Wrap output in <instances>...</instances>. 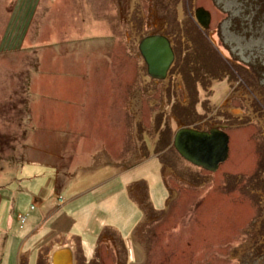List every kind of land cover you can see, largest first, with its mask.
Masks as SVG:
<instances>
[{
	"label": "rangeland",
	"instance_id": "1",
	"mask_svg": "<svg viewBox=\"0 0 264 264\" xmlns=\"http://www.w3.org/2000/svg\"><path fill=\"white\" fill-rule=\"evenodd\" d=\"M250 1L0 0V264L69 249L66 264H264V78L243 73L264 65V3ZM198 8L209 31L185 20ZM168 23L178 72L154 82L138 44ZM189 101L229 135L216 172L173 146L168 115Z\"/></svg>",
	"mask_w": 264,
	"mask_h": 264
},
{
	"label": "water",
	"instance_id": "2",
	"mask_svg": "<svg viewBox=\"0 0 264 264\" xmlns=\"http://www.w3.org/2000/svg\"><path fill=\"white\" fill-rule=\"evenodd\" d=\"M195 16L202 30L209 31L212 21L210 12L198 8ZM139 52L149 77L167 81L176 60L172 39L163 33H150L140 40ZM229 143V135L219 128L202 131L180 127L173 140L174 148L185 161L210 173L216 172L227 161Z\"/></svg>",
	"mask_w": 264,
	"mask_h": 264
},
{
	"label": "flooded vegetation",
	"instance_id": "3",
	"mask_svg": "<svg viewBox=\"0 0 264 264\" xmlns=\"http://www.w3.org/2000/svg\"><path fill=\"white\" fill-rule=\"evenodd\" d=\"M155 7H158V6H155ZM159 8V7H158ZM197 10V9H196ZM158 11V10H157ZM158 12H160V14H163V11H158ZM185 17V20L187 21V20H192L193 22H194V24L200 29V30H202V28L200 27V25H199V23L197 22V20H196V16H195V13H194V18H195V20H194V18H193V16L191 15V13L189 14V16H184ZM189 24H190V22H188ZM167 26H166V29L165 30H163V31H158L156 28H151L152 30H153V32H151V33H163V34H165V35H167V36H169L171 39H172V42H173V44H174V51H175V55H176V60H175V63H174V66L172 67V69H171V71H170V73H169V77H170V75L173 73V72H175V69L177 68L176 67V65H177V61L179 60V51L177 50L178 48H177V43L175 42V36H172V35H170V34H168L169 32V24H166ZM183 25V24H182ZM150 34V33H149ZM146 35H148V34H146ZM145 36V35H144ZM143 36V37H144ZM139 45V44H138ZM147 67V66H146ZM176 71L178 72V70L176 69ZM179 73H180V75H181V77L183 78H185V75L182 73V71H180L179 70ZM147 75H148V72H147ZM149 76V75H148ZM150 78V77H149ZM151 79V78H150ZM200 79H202V75L200 76ZM152 81H154V82H165V81H157V80H154V79H151ZM189 88L186 86V84H184V90H185V92L187 93V95H188V97L190 96V91L188 90ZM189 100H190V98H189ZM175 104H177V105H181V103H174V104H172V107H171V110H170V115H168L169 116V121L171 122V123H174L175 125H177V126H179V127H182V126H185V127H187V126H190V125H187L186 124V122L187 121H189V120H191V118L193 117L192 116V112H191V110H190V101L188 102V104H182L179 108H175L174 109V105ZM202 106L204 107V103H202ZM205 108V107H204ZM197 114L198 115H200V116H202V120H198V121H196L193 125L194 126H192L194 129H197V130H202V131H210L211 129H215V127H212L211 128V125H210V120H208L207 118H206V116H205V114L204 113H198L197 112ZM168 127V126H167ZM166 127V129H165V127H162L160 130H159V132H156V134L158 135V142H157V144L159 145V144H161L162 142H163V140H167V138L168 137H170V135H171V129L170 130H168V128ZM217 128H220V129H222V130H224V128H222V127H217ZM167 130V131H166ZM174 134V133H173ZM144 142H145V140H144ZM165 143V142H164ZM203 170V169H202ZM204 172H206L205 170H204ZM204 174L205 173H202V180H203V178H204Z\"/></svg>",
	"mask_w": 264,
	"mask_h": 264
},
{
	"label": "trees",
	"instance_id": "4",
	"mask_svg": "<svg viewBox=\"0 0 264 264\" xmlns=\"http://www.w3.org/2000/svg\"><path fill=\"white\" fill-rule=\"evenodd\" d=\"M262 3H264V0H251L250 1V3H249V6H251V5H254V6H252V7H254V9L256 8V6H262ZM173 11L174 12H177V9L175 8V9H173ZM259 11H260V13H258V19L259 18H263V15H264V12L259 8ZM162 16H164V15H167L166 13H164V14H161ZM176 17V16H175ZM175 20H176V18H175ZM235 21L236 22H239V24L241 23V21H240V19H235ZM257 22V21H256ZM169 24V29L170 28H172V26H173V24H170V23H168ZM177 24V23H176ZM177 26H179V25H177ZM197 27V26H196ZM198 28V27H197ZM181 29V28H180ZM254 29L256 30L257 28L256 27H254ZM198 30H200L199 28H198ZM151 31H152V29H151ZM192 28H189L188 27V32L189 33H192ZM169 34V33H168ZM171 35V34H170ZM198 36L197 35H194V37L192 38V39H194V40H198V38H197ZM207 46V47H206ZM213 47H212V45H210V44H208L206 41H205V44H202V51L200 52V53H204L202 56H206V57H208V56H210V57H213V58H216V60L218 61H216L217 63H218V67L219 66H222V65H226L225 64V62L223 61V58L218 54V52H216L215 51V49L213 48V50H211ZM200 50H201V47H200ZM207 50V51H206ZM211 50V51H210ZM201 56V57H202ZM143 64L145 65V62H144V60H143ZM249 69L248 70H244V74H249V72L251 73V76H252V74H254V76L255 77H261L262 79L264 78L263 77V75H264V65L263 64H259V65H255V64H249ZM251 70V71H250ZM189 71L187 70L186 71V73H185V78H187L188 77V75H189V77H190V72L188 73ZM237 72V71H236ZM242 72V71H241ZM238 73V72H237ZM192 75V74H191ZM250 76V77H251ZM242 77V76H241ZM251 79V78H250ZM258 82V81H257ZM205 87V86H204ZM190 88V87H189ZM191 91V90H190ZM192 112V118H191V121H190V123H195L196 121H198V120H202V116H200V115H198L197 114V112L195 111V112H193V111H191ZM82 258H83V261L85 262V257H83L82 256ZM42 261V260H41ZM40 261V264H45V262L43 261V262H41ZM87 262V261H86ZM47 264V263H46ZM90 264H94V262H91Z\"/></svg>",
	"mask_w": 264,
	"mask_h": 264
},
{
	"label": "crops",
	"instance_id": "5",
	"mask_svg": "<svg viewBox=\"0 0 264 264\" xmlns=\"http://www.w3.org/2000/svg\"><path fill=\"white\" fill-rule=\"evenodd\" d=\"M60 197V196H59ZM63 196H61V198H62ZM63 199H65L64 197H63ZM72 202V201H71ZM67 204H69V201H67V199L66 200H64L63 201V204H61V207L62 206H67ZM73 246H70V248H72ZM70 251H67L66 253H63L62 255H61V257L57 260V264H66L67 262H68V260H70V261H72V259H73V261L75 262V257H73V258H71V255H74V252L72 251V249H69ZM76 260H77V257H76ZM87 260V259H86ZM88 261V260H87ZM78 262V261H77Z\"/></svg>",
	"mask_w": 264,
	"mask_h": 264
},
{
	"label": "built area",
	"instance_id": "6",
	"mask_svg": "<svg viewBox=\"0 0 264 264\" xmlns=\"http://www.w3.org/2000/svg\"><path fill=\"white\" fill-rule=\"evenodd\" d=\"M20 220H22V222L27 221V217H20Z\"/></svg>",
	"mask_w": 264,
	"mask_h": 264
}]
</instances>
